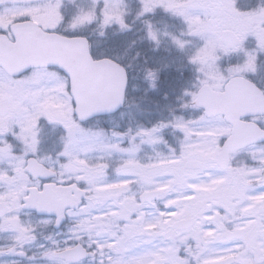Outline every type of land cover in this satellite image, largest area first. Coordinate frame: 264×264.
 <instances>
[{"label": "snow or ice", "instance_id": "6c2138e0", "mask_svg": "<svg viewBox=\"0 0 264 264\" xmlns=\"http://www.w3.org/2000/svg\"><path fill=\"white\" fill-rule=\"evenodd\" d=\"M0 264H264V0H0Z\"/></svg>", "mask_w": 264, "mask_h": 264}]
</instances>
